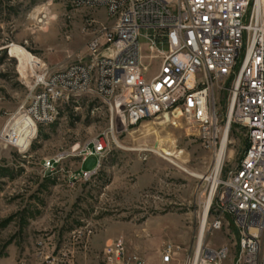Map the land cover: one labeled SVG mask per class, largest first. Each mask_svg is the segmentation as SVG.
<instances>
[{
	"label": "rangeland",
	"instance_id": "1",
	"mask_svg": "<svg viewBox=\"0 0 264 264\" xmlns=\"http://www.w3.org/2000/svg\"><path fill=\"white\" fill-rule=\"evenodd\" d=\"M112 28L104 9L79 8L73 0H0V264H104L105 248L117 239L145 264H184L197 249L215 160L182 115L123 132L95 96L62 101L57 122L37 129L21 111L36 74L86 61L91 40ZM230 101L228 92L220 94L223 128ZM104 134L112 151L98 176L72 180L83 166L79 152ZM228 138L224 176L248 144L236 124ZM52 159L61 162L46 173ZM233 229L208 244L233 245ZM170 246L176 254L165 263ZM236 257L233 250L221 264Z\"/></svg>",
	"mask_w": 264,
	"mask_h": 264
},
{
	"label": "built area",
	"instance_id": "2",
	"mask_svg": "<svg viewBox=\"0 0 264 264\" xmlns=\"http://www.w3.org/2000/svg\"><path fill=\"white\" fill-rule=\"evenodd\" d=\"M73 4L104 9L113 28L105 29L102 39L91 40L86 61L36 74L23 115L36 129L53 125L59 104L74 96L102 100L123 132L144 120L182 115L203 134L215 160L207 178L208 198L201 202L204 245L198 257L188 255L184 264H221L233 250L235 264H264V0H73ZM223 92L231 99L225 128L219 113ZM232 124L244 130L248 144L237 166L224 176L230 144L229 138L225 143V133ZM111 151L108 135L95 138L79 152L83 166L71 179L96 178ZM60 162L46 161L43 168L53 173ZM228 219L234 228L233 245L208 244L224 229L232 234ZM165 254L164 262L169 263L176 250L170 246ZM103 262L145 264L139 255H129L122 239L107 245Z\"/></svg>",
	"mask_w": 264,
	"mask_h": 264
},
{
	"label": "bare ground",
	"instance_id": "3",
	"mask_svg": "<svg viewBox=\"0 0 264 264\" xmlns=\"http://www.w3.org/2000/svg\"><path fill=\"white\" fill-rule=\"evenodd\" d=\"M44 19H47V16H44ZM43 22V21H40ZM32 87V85H31ZM35 127V126H34ZM229 129L230 127H227L226 133H225V143L228 140V135H229ZM163 154V153H162ZM164 156H166L165 154H163ZM167 157V156H166ZM170 159V158H169ZM173 163L175 162L174 160L170 159ZM222 162V157H220V159L218 160V163L216 165V169H215V173L214 176L217 177L219 174V169H220V165ZM183 169V168H181ZM201 179H206V177H202ZM204 228H205V220L202 222V228H201V235L200 238L198 240V244H197V249L195 251L196 256L198 257L199 253L201 252L203 245H204V240H203V232H204Z\"/></svg>",
	"mask_w": 264,
	"mask_h": 264
},
{
	"label": "crops",
	"instance_id": "4",
	"mask_svg": "<svg viewBox=\"0 0 264 264\" xmlns=\"http://www.w3.org/2000/svg\"><path fill=\"white\" fill-rule=\"evenodd\" d=\"M92 162L90 161L89 163H88V165H90Z\"/></svg>",
	"mask_w": 264,
	"mask_h": 264
}]
</instances>
